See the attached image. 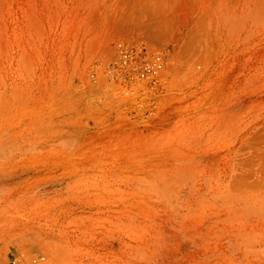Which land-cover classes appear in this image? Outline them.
I'll return each mask as SVG.
<instances>
[{"label":"rangeland","instance_id":"rangeland-1","mask_svg":"<svg viewBox=\"0 0 264 264\" xmlns=\"http://www.w3.org/2000/svg\"><path fill=\"white\" fill-rule=\"evenodd\" d=\"M0 264H264V0H0Z\"/></svg>","mask_w":264,"mask_h":264},{"label":"built area","instance_id":"built-area-1","mask_svg":"<svg viewBox=\"0 0 264 264\" xmlns=\"http://www.w3.org/2000/svg\"><path fill=\"white\" fill-rule=\"evenodd\" d=\"M132 54L131 53H125L123 56V61L125 63H130L132 60ZM158 70V65L156 63H145L143 67V71L141 73L142 78H151L156 74Z\"/></svg>","mask_w":264,"mask_h":264}]
</instances>
